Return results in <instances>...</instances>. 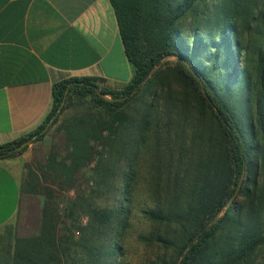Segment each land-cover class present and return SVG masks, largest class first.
Wrapping results in <instances>:
<instances>
[{
    "label": "trees",
    "instance_id": "trees-1",
    "mask_svg": "<svg viewBox=\"0 0 264 264\" xmlns=\"http://www.w3.org/2000/svg\"><path fill=\"white\" fill-rule=\"evenodd\" d=\"M109 1L133 76L120 90L91 78L53 84L43 123L0 145V160L20 154L90 102L59 127L65 187L44 188L37 233L3 228L0 264H130L137 187L150 200L137 209L141 263L264 264V0ZM91 163L107 191L115 166V202L77 197L60 209L58 193Z\"/></svg>",
    "mask_w": 264,
    "mask_h": 264
},
{
    "label": "crops",
    "instance_id": "crops-1",
    "mask_svg": "<svg viewBox=\"0 0 264 264\" xmlns=\"http://www.w3.org/2000/svg\"><path fill=\"white\" fill-rule=\"evenodd\" d=\"M133 73L109 0H0V145L43 123L53 84L91 78L120 90ZM47 140L0 160V232L8 224L39 230L44 188L65 187L71 163Z\"/></svg>",
    "mask_w": 264,
    "mask_h": 264
},
{
    "label": "rangeland",
    "instance_id": "rangeland-1",
    "mask_svg": "<svg viewBox=\"0 0 264 264\" xmlns=\"http://www.w3.org/2000/svg\"><path fill=\"white\" fill-rule=\"evenodd\" d=\"M167 61H169L170 63H174V58L173 57H169L166 59ZM105 99L109 100L110 97L109 96H104ZM83 105H75V106H71L70 108L66 109L63 114L60 116L59 121L54 124L51 125L49 128V131L47 132V143L45 144V146L47 147L48 142L50 141L53 146L56 147V151L58 153H60L61 155L66 154V149L64 147V137L62 135V133H60L59 131V127L61 125V122L64 119H68L70 118L72 115H74V113H78V114H83L86 110H88V108H90V102L88 100H85V102ZM78 104V103H77ZM138 105V103H136L134 106ZM94 110H97L96 108H93ZM96 152L100 153L103 155V158L107 157V153L109 152L108 148L102 147L100 145L96 146ZM74 158H78L77 153H75V157ZM72 159V158H71ZM115 163L116 167L117 166H122L123 161L120 160L118 162L117 157H115ZM69 162H71L70 160H68ZM94 167V163H91L87 168L84 169V171L82 173H79L78 175H76V182H75V187L74 188H68L66 189L65 193H58L59 195V199H60V204L61 207L60 209L63 208V206H67L69 201L71 199H75L77 197H80L81 200L84 201H93L95 205L97 206H103L105 204H113L116 200V190L114 189L115 185L117 186V182L119 181L120 177H115V166L113 167V177H112V181H111V186L113 188H110L109 191H107L106 189H104V186H99L97 187L96 183H95V174L92 173V168ZM58 188V187H57ZM56 188V189H57ZM147 193L145 192V190L143 189V187H137L134 194H133V209L135 207L134 210H132V226H131V231H130V238L128 241V257L126 258V261H131L130 264H143L141 263V259L144 257L145 252L144 249L139 246L136 243V235L139 233V231H142L143 229L145 230L146 227L144 225L143 220L141 219V216L138 214L137 209L138 207L148 204L149 203V199L147 198ZM35 220V219H34ZM86 219L83 218L82 219V223L85 224ZM17 232L19 235L22 236H29L31 234H35L37 232L36 230V226L32 225V224H17ZM76 236H78V234L75 232Z\"/></svg>",
    "mask_w": 264,
    "mask_h": 264
}]
</instances>
